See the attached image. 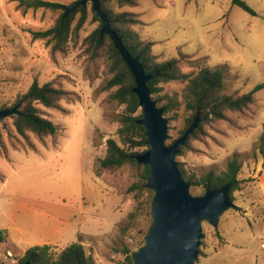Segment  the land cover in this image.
Instances as JSON below:
<instances>
[{
	"label": "rangeland",
	"instance_id": "1",
	"mask_svg": "<svg viewBox=\"0 0 264 264\" xmlns=\"http://www.w3.org/2000/svg\"><path fill=\"white\" fill-rule=\"evenodd\" d=\"M70 4L75 0H49ZM255 15L231 0H137L117 8L133 12L132 30L140 40L152 42L150 53L157 62L182 61V72L196 64L221 68L227 93L242 94L264 81V0H244ZM87 18L65 51H53L46 39H34L31 31L51 26L58 12L24 9L16 0H0V108L11 107L31 82L53 81L70 94L54 108L39 105L41 115L57 126L54 135L38 138L20 135L9 117L0 122V264L10 251L18 260L29 247L49 244L55 259L66 245L79 241L95 264H124L126 250L136 251L151 223L152 190L140 182L139 169L123 165L115 170H96L106 151V140L118 143L117 128L124 104L109 98L115 87L101 90L108 75L105 60L90 64L82 40L99 26L87 2ZM76 14L72 26L75 25ZM89 64V66H88ZM88 66L87 74L85 70ZM161 95L182 98L183 83L160 84ZM155 98V96H152ZM156 99V98H155ZM161 106L160 104H158ZM141 109L139 108V111ZM168 119V115L164 114ZM203 133L176 155L189 174L199 178L219 173L237 154L241 161L239 189L232 192L234 207L218 219L217 226L201 222L202 237L196 263L204 256L208 238L218 234L224 218L238 220V206L252 189L241 179L242 168L260 155L264 138V87L243 112H227L225 120L203 124ZM183 128L181 108L168 119V138ZM146 146L135 147L142 151ZM264 154V146H263ZM187 180V179H186ZM190 181V180H189ZM191 182V181H190ZM202 185H190L193 195ZM218 259L211 257L210 264Z\"/></svg>",
	"mask_w": 264,
	"mask_h": 264
},
{
	"label": "trees",
	"instance_id": "2",
	"mask_svg": "<svg viewBox=\"0 0 264 264\" xmlns=\"http://www.w3.org/2000/svg\"><path fill=\"white\" fill-rule=\"evenodd\" d=\"M18 5L24 9H44L58 12L51 26L44 30L31 31L34 39H46L51 44L53 51H65L70 40H76L80 28L87 18V4H77L74 9L65 14L75 1L70 4H62L49 0H16ZM137 0H99L100 9L106 14L111 28L121 38L122 43L132 56H135L142 63L145 72L157 70L158 73L147 82V86L152 96H155L158 104L164 107V114L172 120L177 116V110L181 108L183 114V128L179 131L180 136L192 123L196 114L200 121L193 132L188 136L185 144L181 146L179 152L181 155L187 149L189 141L192 138L199 137L203 133V124L211 120H225L227 112H243L254 101L255 93L264 87V81L255 85L250 91L242 94L227 93L224 74L221 68L200 65L198 60H188L187 64H196L197 69L190 72H182V61L179 58H171L157 62L150 53L152 42L140 40L137 33L132 30L133 24L137 22L133 12L119 11L117 8L123 6L135 5ZM233 5L242 10L255 15V10L244 0H231ZM93 18L99 21V26L91 31L82 40L84 46L83 53L87 55L90 64H95L99 59L105 60V69L108 75L101 90L115 89L110 93L109 98L118 104H124V110L119 116V127L117 128L120 143L114 138L106 140V151L102 158L98 159L96 170H115L123 165H133L139 169L140 182L138 187L144 183L149 174V167L144 164H138L134 155L144 152L148 149L144 127L137 123L141 112L139 111L138 98L132 91L134 78L126 63L122 60L118 50L114 46L110 36L101 35L99 28L101 26L100 17L92 9ZM79 17L72 26L76 14ZM89 66V64H88ZM88 66L85 75L88 76ZM183 83L182 98L178 100L176 96L161 95V83L166 82ZM70 93L55 84L53 81L39 83L34 79L25 92L20 94L15 103L18 105V112L9 116L16 131L26 136L31 132L38 138L54 135L57 132V126L48 118L41 115L39 105L54 108L58 101ZM12 107V106H11ZM10 108V107H4ZM177 136V137H178ZM177 137L171 138L172 143ZM145 145L142 151H133L135 147ZM264 138H261L259 151L263 154ZM178 169L182 176L190 180L192 185H202L206 187L217 188L229 183V195L233 199L232 192L239 189L241 180L238 178V172L241 167V161L237 154H233L227 161L224 170L216 173L210 171L199 178L194 174H189L179 160ZM5 240L2 231H0V243ZM49 244L35 245L27 248L14 264H95L92 258L85 253L83 245L79 241L71 242L59 252L55 259L49 257ZM125 263L131 264L130 252L125 251Z\"/></svg>",
	"mask_w": 264,
	"mask_h": 264
},
{
	"label": "water",
	"instance_id": "3",
	"mask_svg": "<svg viewBox=\"0 0 264 264\" xmlns=\"http://www.w3.org/2000/svg\"><path fill=\"white\" fill-rule=\"evenodd\" d=\"M87 2H91L92 9L100 17L99 33L110 36L133 75L135 84L132 91L141 109L137 123L144 127L148 145L146 151L135 154L134 158L138 164L149 167L143 186L153 192L149 211L152 220L144 234L143 244L130 254L131 264H197L195 261L202 237L201 222L206 220L217 226L219 216L235 206L229 195L230 184L217 188L206 187L200 195L190 193L191 182L182 176L175 156L199 124V115H195L190 126L172 143H166L168 119L164 117V107L158 105L147 86V82L158 71L145 72L142 63L129 53L100 9L99 0H77L65 14L77 4ZM17 112V104L0 108V122Z\"/></svg>",
	"mask_w": 264,
	"mask_h": 264
},
{
	"label": "crops",
	"instance_id": "4",
	"mask_svg": "<svg viewBox=\"0 0 264 264\" xmlns=\"http://www.w3.org/2000/svg\"><path fill=\"white\" fill-rule=\"evenodd\" d=\"M239 175L252 183L238 205L241 213L234 214L239 219L224 218L218 234L208 238L200 264H210L213 256L217 264H264V154L245 165Z\"/></svg>",
	"mask_w": 264,
	"mask_h": 264
},
{
	"label": "built area",
	"instance_id": "5",
	"mask_svg": "<svg viewBox=\"0 0 264 264\" xmlns=\"http://www.w3.org/2000/svg\"><path fill=\"white\" fill-rule=\"evenodd\" d=\"M5 258L8 259L9 263L6 264H14L17 262V259L13 256V254L10 251H6Z\"/></svg>",
	"mask_w": 264,
	"mask_h": 264
}]
</instances>
